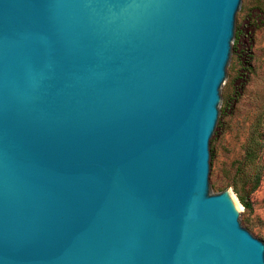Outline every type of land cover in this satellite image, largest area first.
I'll list each match as a JSON object with an SVG mask.
<instances>
[{"label":"water","instance_id":"water-1","mask_svg":"<svg viewBox=\"0 0 264 264\" xmlns=\"http://www.w3.org/2000/svg\"><path fill=\"white\" fill-rule=\"evenodd\" d=\"M251 0H0V264H264L215 145Z\"/></svg>","mask_w":264,"mask_h":264},{"label":"rangeland","instance_id":"rangeland-1","mask_svg":"<svg viewBox=\"0 0 264 264\" xmlns=\"http://www.w3.org/2000/svg\"><path fill=\"white\" fill-rule=\"evenodd\" d=\"M224 117L226 127L215 145V194H233L244 225L264 243V0H251L240 21V56ZM248 151H254L253 159Z\"/></svg>","mask_w":264,"mask_h":264},{"label":"trees","instance_id":"trees-1","mask_svg":"<svg viewBox=\"0 0 264 264\" xmlns=\"http://www.w3.org/2000/svg\"><path fill=\"white\" fill-rule=\"evenodd\" d=\"M254 151H252V152H250V151H248L247 152V155H246V157H251V159H253L254 158ZM253 155V156H252ZM235 189V192H237V195H238V198H239V200L241 201V203L247 208V207H249L250 206V204H249V202L246 200V198L244 197V196H242L239 192H238V189L235 187L234 188Z\"/></svg>","mask_w":264,"mask_h":264},{"label":"bare ground","instance_id":"bare-ground-1","mask_svg":"<svg viewBox=\"0 0 264 264\" xmlns=\"http://www.w3.org/2000/svg\"><path fill=\"white\" fill-rule=\"evenodd\" d=\"M233 202H234V204H235V206H236V208L238 210L241 207V205L239 204V202L237 201V199H235Z\"/></svg>","mask_w":264,"mask_h":264}]
</instances>
